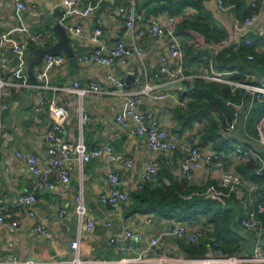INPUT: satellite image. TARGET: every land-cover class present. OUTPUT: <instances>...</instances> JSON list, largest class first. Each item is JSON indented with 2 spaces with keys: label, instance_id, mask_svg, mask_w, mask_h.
Segmentation results:
<instances>
[{
  "label": "crops",
  "instance_id": "crops-1",
  "mask_svg": "<svg viewBox=\"0 0 264 264\" xmlns=\"http://www.w3.org/2000/svg\"><path fill=\"white\" fill-rule=\"evenodd\" d=\"M23 1L26 8L19 12L17 0H0V32L11 30L24 22L31 33L50 31L53 35L47 44L30 43L26 55L33 52L31 45L49 47L58 41L59 36L53 27L54 22L48 19L55 15L63 24L76 25L80 23L84 27L85 34L77 35L73 32L75 42L72 41L71 45L74 54L85 53L95 47L90 35L96 28L102 29V39L109 46L114 45L126 32L125 20L119 12V6L123 0H104L87 16L68 12L65 0ZM224 1L226 3L224 9L219 7L217 0H205L204 2L205 7L213 13L217 27L227 31L221 39L211 40L207 43L208 53L212 56L224 54L228 57L232 54H239L245 58L249 53H253L255 57L250 60V64L256 63L258 65L256 68L263 74L262 78H264V0H260L259 16L248 32L255 47L244 42L242 33L235 32V40L240 44L237 51L223 49L220 42L230 35L234 36V22L245 18L246 12L243 11V5L246 0ZM86 2L87 0H77V8H84ZM155 4V0H137V10L144 15H158L161 23L166 27L173 26V23L168 19V13L178 18V24L184 20V17H191L196 13L195 8L191 6L179 13H171L168 10L154 11ZM12 34L18 40L27 38V33L24 31H13ZM127 40L144 46L143 61L150 74L159 71L163 56L167 58L169 67H175L176 61L168 50L171 40L169 35L152 36L146 34L139 36L127 34ZM4 52L10 60L9 66L2 70L1 76L7 80L11 77V71L18 64L19 58L11 52L9 43L4 44ZM45 57L46 55L43 56L41 63L35 64V74L44 63ZM204 57L205 59L203 58L202 61L190 64L187 62V69L182 79L163 73L152 78V82L157 85L159 90L176 91L181 100L188 102L187 107H182L170 99L155 100L150 97H146L140 105L142 111L150 110L155 113L161 123L169 130L171 137L173 134L178 135L177 141L180 146L173 157L153 151L144 138L132 133V123L128 125L117 123L115 116L124 105V97L112 92L113 86L107 78L108 67L106 65L77 60L78 66L75 67L67 56V61L63 65H55L50 70V84L53 86H73L74 82L78 80L84 86H89L93 82L99 83L106 91L88 93L84 96L85 111L91 115L92 119L83 126L79 121L77 97L73 92L37 86H18L12 88L8 96L3 97V100L9 103V108L2 113V132L5 134L0 138V205L4 207L8 218L21 219L22 224L12 232L0 226V264H22L15 262V258L20 261L33 260L35 264H52L54 260L71 259L73 257L71 241L78 236L80 237L79 253L85 260H114L125 255L110 242L111 236H119L124 243L130 245L132 247L131 254L153 255L165 252L175 257L205 255L209 251V244L213 238L221 242L226 252L237 253L238 250L236 249L244 247L248 241L240 232L256 238L253 231L243 229L239 223V216L245 205L242 197L232 196L222 198L220 201L217 200L219 204L211 203L210 207L200 208L201 212L196 217L186 221V223L202 228L204 231L203 238L194 244L187 243L172 233L173 226L181 221L170 217H159L155 213L132 210L133 194L138 191L135 186L139 183L144 186L147 183L158 186L164 182L170 184L176 181H186L192 191H202L209 183L219 180V167H207L204 163L198 168H192L193 178L191 181L185 179L181 165L188 157L190 145H201L204 153L214 151L228 153L240 142L225 133L230 138L229 145L217 149L213 141H206L203 138L205 125L203 122L195 120L187 123L185 117L182 116L191 102L190 88L197 79L201 78L195 77L199 73L197 64L206 63L207 59H211L209 56ZM213 59L218 65V60ZM112 69L118 75L127 78L130 74H140L142 63L137 57H127L125 61H116ZM255 76L257 75L255 74ZM32 82L35 83L36 80L34 79ZM132 86L131 83L127 88ZM40 99L44 101V107L39 109L37 106ZM65 99L72 101L65 123L67 140L76 143L82 138L88 146L109 143L113 150L83 163L82 166L76 158H73L70 161L71 174L67 183L58 182L53 188H35V174L29 169L24 159H19L16 156V152L20 150L24 154L37 153L43 163H47L48 144L44 132L52 122L48 107L53 101L62 103ZM243 100L241 101L242 104ZM256 102L264 103V100ZM255 103L252 106L249 105L248 113ZM235 110H237L236 106ZM263 116L264 112L257 116L255 122L256 137V124ZM251 130V127L244 125L243 135L254 137ZM152 158L159 160L158 174L154 180L144 181L142 173L147 161ZM128 160H131V164H127ZM226 160L227 167L239 172L246 182L257 181L260 183L255 198L264 204V201H260L262 200L260 190L264 184V176L252 179V171L246 167L248 161L231 164L229 159ZM110 171L120 173L123 179L122 188L129 193V200L115 209L100 201L101 193L114 188V184L109 178ZM81 186L87 206V215L83 222L80 221L75 210V195ZM33 190L36 191L37 201L34 204L35 217L31 219L28 217L27 208L20 202V198ZM206 197L214 198V196ZM211 201L215 200L211 199ZM61 208L68 209L66 218L59 216ZM260 216L264 219V215ZM87 219H91L95 223V227L90 228ZM36 221L47 227L46 234L36 236L33 230V223ZM107 221H111V225H107ZM228 223L237 230L243 239L233 235V242L229 244L218 235L217 226L223 224L225 226ZM128 228L139 229L143 233V238L131 240L125 235V230ZM152 237H158L156 244L151 243ZM263 238L264 236L261 239Z\"/></svg>",
  "mask_w": 264,
  "mask_h": 264
},
{
  "label": "built area",
  "instance_id": "built-area-1",
  "mask_svg": "<svg viewBox=\"0 0 264 264\" xmlns=\"http://www.w3.org/2000/svg\"><path fill=\"white\" fill-rule=\"evenodd\" d=\"M104 0H87L84 8H77V0H65L68 7V12H76L83 16L92 13ZM221 9L226 7L224 0H217ZM17 10L21 12L26 8L23 0H17ZM260 0H246L243 5V11L246 16L243 20H236L233 25L234 36L231 35L221 40L220 44L223 49L237 51L240 44L235 40V32H240L244 35V42L252 47L255 44L248 32L255 24L260 13ZM119 12L122 14L126 32L112 46L107 45L103 41V31L96 28L90 35L95 47L88 52L75 54L79 61H90L94 64H103L108 67L107 78L113 86L112 92L124 97V105L117 112L115 120L119 124H133L132 133L146 140L149 147L156 152L173 157L179 149L178 135L171 133L161 123L160 119L153 111H142L140 105L146 97L155 100H172L176 104L187 107L188 102L181 100L178 93L174 90L161 91L157 85L152 82L153 77L159 76L161 73L167 74L174 78L182 79L185 70L187 69V61L185 55L184 39L177 33L178 18L168 13V19L173 23V26L166 27L160 21L158 15H144L137 10V0H123L119 6ZM67 30L73 31L77 35L85 34L84 27L79 23L76 25L64 24ZM13 31H24L27 33V38L18 40L13 36ZM127 34L144 36L150 34L152 36L169 35L171 37L168 50L170 55L175 59L176 65L171 68L167 65V58H161L162 63L158 72L150 74L143 61L145 48L142 44L129 42ZM233 35V34H232ZM53 35L50 31L42 33H31L28 26L21 22L8 31L0 32V138L5 133L2 132V113L9 108V103L3 100L4 96H8L14 87H31L37 86L40 88L60 89L67 92H73L77 97V111L81 125L89 123L92 119L91 115L85 111L83 99L88 93H103L106 92L101 84L93 82L89 86L81 85L76 80L73 86H53L50 84V70L55 65H63L67 61V56L61 54H47L44 63L35 74L36 82H32L28 70L26 53L30 43L47 44L52 39ZM10 44L11 52L19 58L18 64L12 69L11 77L5 80L1 76L2 70L9 66V56L4 52V44ZM260 48V47H257ZM259 50V49H257ZM127 57H137L141 60L142 70L140 74L134 76L132 87L127 88L126 77L115 73L112 66L116 61H125ZM255 55L249 53L248 60H253ZM205 59V57H203ZM207 59V58H206ZM202 61V60H201ZM199 73L195 77L227 84L233 92L237 90L240 94L250 93L249 105L252 106L256 101L264 100V78H261L259 83L253 82L257 78L253 73H245L243 79L236 78L238 70L222 69L217 65L215 59H207L206 63L197 64ZM230 104V102H229ZM241 103L234 106L241 105ZM72 105L70 99H65L62 103L52 102L49 104V112L52 118L50 126L45 130L44 137L47 141V163L44 164L41 157L37 153L24 154L18 150L16 156L19 159H24L29 169L35 174V188L49 187L53 188L56 183H67L70 180L71 166L70 161L76 158L80 165L90 161L93 158L102 156L107 152H111L113 147L109 143H98L93 146H88L82 138L76 143L70 142L66 138L65 123L69 109ZM249 106V107H250ZM44 107V101L40 99L37 108ZM239 111L235 110L233 120L223 129L225 133L235 131L238 123ZM257 137L264 145V116L258 120L256 124ZM201 143H203L201 141ZM188 157L182 163V172L186 180L191 181L193 178L192 168H198L204 163L207 167L217 166L220 169V178L216 182L209 183L204 190L192 191L188 197L193 195H204L214 197H242L245 201L244 209L239 216V223L243 229L251 230L255 233L257 239L264 236V219L260 215H264V204L257 201L255 193L260 187L257 181L246 182L244 177L235 169L227 167V160L231 164H239L243 161H253L258 166V173H264V154L256 150L253 146L238 142L234 148L227 152L214 151L204 153L201 145L192 144L188 147ZM131 164V160L127 161ZM159 160L150 159L147 161L145 169L142 173L144 181H152L156 178L159 171ZM109 178L114 184V188L110 191L103 192L100 195V201L111 207L118 208L122 203L129 200V193L122 188L123 179L119 172L110 171ZM144 185L139 183L135 186L136 190L143 189ZM37 201L36 191H30L21 196L20 202L27 208L28 217H35L34 204ZM75 210L81 222L86 219L87 206L84 200L83 187L75 195ZM59 216L66 218L68 209L61 208ZM151 220V218H149ZM90 228L95 227V223L91 219H87ZM22 224L21 219L8 218L4 207L0 205V226L7 231H15ZM111 225V221L106 222ZM33 230L36 236H42L47 233V227L41 222L33 223ZM172 233L178 238L187 243H198L204 236L202 228L194 227L186 222H179L172 228ZM125 235L131 240L142 239L143 233L139 229L128 228L125 230ZM110 242L115 247L125 253V255L114 260H85L82 259L79 253L80 237L71 241L73 249V257L71 259L54 260L52 264H245L247 261L252 264H264V248L260 245L252 247L248 257L244 258L241 252L228 253L224 250L221 242L215 238L209 244V251L205 255L194 257H175L165 252L148 255L143 253L131 254L132 247L122 241L119 236H111ZM158 237H152L151 243L156 244ZM15 262L22 264H35L33 260L20 261L15 258Z\"/></svg>",
  "mask_w": 264,
  "mask_h": 264
},
{
  "label": "trees",
  "instance_id": "trees-1",
  "mask_svg": "<svg viewBox=\"0 0 264 264\" xmlns=\"http://www.w3.org/2000/svg\"><path fill=\"white\" fill-rule=\"evenodd\" d=\"M155 2L154 11L168 10L171 13H179L189 6L195 8L196 13L193 16L184 17V20L177 25V33L184 39L186 61L189 64L202 60L204 56H209V58H216L219 67L222 69L238 70L239 73L235 75L236 78L243 79L245 73H252L245 66L229 67L236 62L251 63L250 60L239 54H232L228 57L224 54L212 56L208 53L207 43L211 40L221 39L227 31L217 27L213 13L204 5L205 0H155ZM253 65L258 68L256 63ZM190 97L189 107L182 114L187 123L195 120L203 122L205 124L203 138L206 141H213L217 149L227 147L230 138L225 135L222 129L233 119L234 103L239 104L243 100V95L240 94L239 90L233 92L227 84L199 78L190 88ZM262 112H264V103L256 102L245 119V126L250 127L251 119H257L258 114ZM246 167L252 171V179L264 176V173L257 172L258 166L253 161H248ZM191 191L192 188L188 186L186 181H176L170 184L164 182L158 186L147 183L143 189L133 194L132 210L155 213L159 217H170L186 222L196 217L201 212L200 208L210 207L211 203L219 204L218 201L225 198H209L204 195L188 197ZM260 195H262L260 201H264V184L260 190ZM211 199L215 201H211ZM229 223L225 226L224 224L217 226L216 230L218 235L230 244L233 242V235L241 236ZM242 249L243 247H238L236 250L240 252ZM231 250L234 249L231 248Z\"/></svg>",
  "mask_w": 264,
  "mask_h": 264
},
{
  "label": "water",
  "instance_id": "water-1",
  "mask_svg": "<svg viewBox=\"0 0 264 264\" xmlns=\"http://www.w3.org/2000/svg\"><path fill=\"white\" fill-rule=\"evenodd\" d=\"M48 19L54 22L53 27L56 33L58 34L59 39L54 45L49 46V47H38L35 45H31V49L33 52L29 55H26L25 58L27 61V70L32 80L35 79V67H34L35 64L41 63L43 56L47 54L65 53L71 59L72 64L75 67L78 66V61L75 57V54H74V51L71 45L72 41L75 42L73 31L67 30L64 24L60 20H58L57 15L52 16ZM238 66H245L248 69H250L252 72H254L257 75V78L253 83L254 84L259 83L263 74L254 65L248 62H239V63L232 64L230 67H238ZM134 76H135L134 74H130L126 78L127 86H129L132 83ZM249 101H250V93L247 92L244 96L243 104L236 106V109L239 111L238 125L235 131L229 132L227 135L229 137L237 139L238 141L242 143L253 146L256 150L264 154V145L260 143L258 139L243 135L245 119L248 114ZM240 234L248 240L241 251L242 257L244 258L248 257V253L251 247L255 245L264 246V238L256 239V238L250 237L247 233H243V232H240ZM245 264H252V263L247 261Z\"/></svg>",
  "mask_w": 264,
  "mask_h": 264
},
{
  "label": "rangeland",
  "instance_id": "rangeland-1",
  "mask_svg": "<svg viewBox=\"0 0 264 264\" xmlns=\"http://www.w3.org/2000/svg\"><path fill=\"white\" fill-rule=\"evenodd\" d=\"M255 122H256V118H253V119H251V121H250V127H251V131H252V136H254L255 138H256V132H255ZM251 249H252V247H251ZM251 249H250V251L249 252H251Z\"/></svg>",
  "mask_w": 264,
  "mask_h": 264
}]
</instances>
